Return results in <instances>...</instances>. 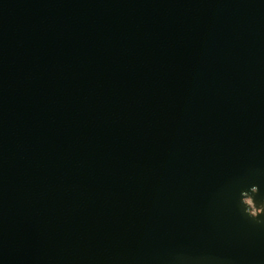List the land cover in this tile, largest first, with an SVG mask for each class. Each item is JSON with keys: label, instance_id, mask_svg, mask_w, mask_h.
<instances>
[{"label": "water", "instance_id": "95a60500", "mask_svg": "<svg viewBox=\"0 0 264 264\" xmlns=\"http://www.w3.org/2000/svg\"><path fill=\"white\" fill-rule=\"evenodd\" d=\"M246 197L264 0H0V264H264Z\"/></svg>", "mask_w": 264, "mask_h": 264}, {"label": "clouds", "instance_id": "9594fccd", "mask_svg": "<svg viewBox=\"0 0 264 264\" xmlns=\"http://www.w3.org/2000/svg\"><path fill=\"white\" fill-rule=\"evenodd\" d=\"M254 200V199H253ZM245 203V213L249 216H251L252 218H257L259 216H261V214H264V212L261 211H256L253 208H250L249 205L247 204V197L244 200ZM260 209H264V206L259 207Z\"/></svg>", "mask_w": 264, "mask_h": 264}, {"label": "bare ground", "instance_id": "6f19581e", "mask_svg": "<svg viewBox=\"0 0 264 264\" xmlns=\"http://www.w3.org/2000/svg\"><path fill=\"white\" fill-rule=\"evenodd\" d=\"M249 202H251V201L249 200Z\"/></svg>", "mask_w": 264, "mask_h": 264}]
</instances>
